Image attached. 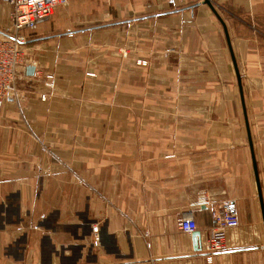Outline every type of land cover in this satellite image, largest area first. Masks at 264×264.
<instances>
[{
  "label": "crops",
  "instance_id": "1",
  "mask_svg": "<svg viewBox=\"0 0 264 264\" xmlns=\"http://www.w3.org/2000/svg\"><path fill=\"white\" fill-rule=\"evenodd\" d=\"M210 2L220 18L204 0H68L18 31L0 264H264V0ZM226 199L238 223L207 262ZM188 215L198 235L177 228Z\"/></svg>",
  "mask_w": 264,
  "mask_h": 264
},
{
  "label": "built area",
  "instance_id": "2",
  "mask_svg": "<svg viewBox=\"0 0 264 264\" xmlns=\"http://www.w3.org/2000/svg\"><path fill=\"white\" fill-rule=\"evenodd\" d=\"M4 1L12 7L10 19L14 32L0 35V99H11L19 95L17 67L23 64L24 56L23 37L18 34V31L21 29H36L42 22L52 16L58 5L65 4L68 0ZM140 63L146 62L140 61ZM52 79V75H47L43 85L51 89L53 87ZM46 96L42 95L41 99H46ZM210 213L216 226L207 239V262H211L212 253L226 248L225 228L238 223L237 206L232 199L223 200L216 207H212ZM176 226L185 233H192L197 229V223L191 215L178 217Z\"/></svg>",
  "mask_w": 264,
  "mask_h": 264
},
{
  "label": "rangeland",
  "instance_id": "3",
  "mask_svg": "<svg viewBox=\"0 0 264 264\" xmlns=\"http://www.w3.org/2000/svg\"><path fill=\"white\" fill-rule=\"evenodd\" d=\"M2 1H4V0H2ZM4 2H6V1H4ZM9 4V3H8ZM6 30V32H8V33H11V32H14L13 31V29H12V27L10 28V29H5ZM121 53V57H123V58H126L127 57V55H128V53H127V51L125 50V49H122V51L120 52ZM140 61L142 62L143 60H141V59H138V60H136V64H138V65H145V63H140ZM88 75H93L94 73H91V72H89V73H87ZM47 75H52L53 76V78H54V74H48V73H46V74H43V73H41V76H43L44 78L47 76ZM53 87H54V83H53ZM53 87L51 88V89H48L47 90V88L43 85V83H42V88H44L45 90L44 91H41L40 92V99H41V97H42V95H47L46 96V99L50 96V94H51V90L53 89ZM32 91H33V89H31ZM19 97V96H18ZM17 97V98H18ZM41 100H43V99H41ZM45 100V99H44Z\"/></svg>",
  "mask_w": 264,
  "mask_h": 264
},
{
  "label": "water",
  "instance_id": "4",
  "mask_svg": "<svg viewBox=\"0 0 264 264\" xmlns=\"http://www.w3.org/2000/svg\"><path fill=\"white\" fill-rule=\"evenodd\" d=\"M204 3L208 4V5L213 9V11L215 12V14L218 16V14H217L216 10L213 8V6H212L210 0H204ZM218 17H219V16H218ZM219 18H220V17H219ZM26 74H27L28 76H31V75L34 74V67H33L32 65H29V66L26 68ZM239 85H240V84H239ZM240 89H241V87H240ZM249 143H250V149H251V151H252V142H251L250 139H249ZM253 168H254V174H255V177L257 178V185H258V188H259L258 173H257L256 163H255L254 159H253ZM260 197H261V194H260ZM261 198H262V197H261ZM262 208H263V206H262ZM263 218H264V211H263ZM192 235H198V233H192Z\"/></svg>",
  "mask_w": 264,
  "mask_h": 264
}]
</instances>
